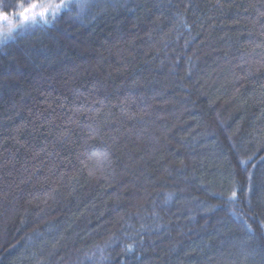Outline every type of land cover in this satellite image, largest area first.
<instances>
[{"label":"trees","instance_id":"1","mask_svg":"<svg viewBox=\"0 0 264 264\" xmlns=\"http://www.w3.org/2000/svg\"><path fill=\"white\" fill-rule=\"evenodd\" d=\"M29 3L0 0V264H264V0Z\"/></svg>","mask_w":264,"mask_h":264},{"label":"snow or ice","instance_id":"2","mask_svg":"<svg viewBox=\"0 0 264 264\" xmlns=\"http://www.w3.org/2000/svg\"><path fill=\"white\" fill-rule=\"evenodd\" d=\"M64 6V4H51L46 7V0H30L28 7H25L23 4L18 5L21 11L14 13V15L26 21H36L38 18L44 19L49 14L54 16ZM0 21L10 23L8 16L3 13H0ZM233 196H235V193H233Z\"/></svg>","mask_w":264,"mask_h":264},{"label":"rangeland","instance_id":"3","mask_svg":"<svg viewBox=\"0 0 264 264\" xmlns=\"http://www.w3.org/2000/svg\"><path fill=\"white\" fill-rule=\"evenodd\" d=\"M3 21H0V23H2ZM7 27H8V24H5ZM3 30L1 27H0V31Z\"/></svg>","mask_w":264,"mask_h":264}]
</instances>
